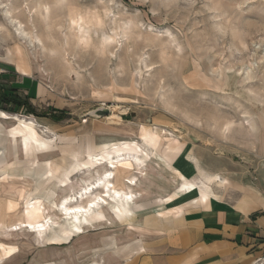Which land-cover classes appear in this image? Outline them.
<instances>
[{
  "label": "rangeland",
  "instance_id": "rangeland-1",
  "mask_svg": "<svg viewBox=\"0 0 264 264\" xmlns=\"http://www.w3.org/2000/svg\"><path fill=\"white\" fill-rule=\"evenodd\" d=\"M2 2L44 44L22 42L23 52L16 54L21 42L0 9V93L21 104L0 100V151L6 152L0 160L6 170L0 171V252L7 256L2 263L82 264V233L63 244L40 245L35 233L7 228L39 215L24 214L27 199H43L35 191L37 176L23 174L33 168L34 157L67 171L81 148L85 161L88 148L101 154L104 145L137 142L152 159L142 168L148 176L131 172L140 178L138 197H154L175 181L157 152L161 141L167 152L179 144L198 149L202 169L214 175L204 173L199 185L209 188L214 179L220 195L232 188L226 191L219 181L239 184L264 169V0ZM75 13L103 19L101 26H86L88 46L72 30ZM110 35L116 40L105 44ZM119 108L127 113L109 119ZM101 109L110 112L97 117ZM6 114L19 116L18 131L9 132L14 125L3 119ZM12 134L25 135V152ZM98 177L96 170L72 174L73 188L57 189V202ZM104 210L107 219L91 230L119 221L109 207Z\"/></svg>",
  "mask_w": 264,
  "mask_h": 264
},
{
  "label": "crops",
  "instance_id": "crops-1",
  "mask_svg": "<svg viewBox=\"0 0 264 264\" xmlns=\"http://www.w3.org/2000/svg\"><path fill=\"white\" fill-rule=\"evenodd\" d=\"M179 147L180 150L172 146L168 153L167 145L160 142L157 152L161 160L170 166L175 181L161 193L153 192L154 197H138L136 193L140 178L131 172L138 170L137 174L145 177L147 173L142 170L145 161H152L148 151V155H145L137 142L104 145L100 147L101 154H95L88 148L85 161L82 160L84 153L81 148L73 155L67 171L60 170L58 165L54 169L51 162L42 164L38 157H34L33 168L23 174L37 176L35 191H40L43 199H27L29 211L37 208L39 202L47 201L46 215H56L50 205L59 207L60 202L66 199L69 202L66 203L67 207H87L99 194L105 195L103 186L107 182L121 191V199L112 198L108 200L109 205L98 204L102 207L95 209L89 219H75L74 222L63 219L61 226L49 224L37 232V242L40 245L63 244L82 233V264H257L258 260L264 258V169L254 180L243 179L235 185L229 180L219 181L226 191L230 188L234 190L220 195L215 191L217 181L214 179H210L209 188L199 185L205 180L204 173L214 175L202 169L198 149L188 146L181 148L180 144ZM96 158L102 160L103 164H97ZM95 170L99 177L88 184L83 192L57 202V189L61 186L63 189L72 187V174L81 171H84L81 174H92ZM0 171L6 172L1 166ZM113 172V178H109V173ZM9 177L7 174L5 179ZM93 184L100 185L99 189H93L90 196L81 199V195H85ZM72 202L78 204L71 205ZM15 205L11 202L8 207L15 209ZM105 207L113 210L119 221L114 227L109 225L91 230L95 224L107 219ZM32 220V216L27 219L28 222ZM15 224L20 226V222ZM15 224L7 225V228ZM3 259L6 261L7 256L2 251L0 262Z\"/></svg>",
  "mask_w": 264,
  "mask_h": 264
},
{
  "label": "bare ground",
  "instance_id": "bare-ground-1",
  "mask_svg": "<svg viewBox=\"0 0 264 264\" xmlns=\"http://www.w3.org/2000/svg\"><path fill=\"white\" fill-rule=\"evenodd\" d=\"M10 1L13 2L14 0H10ZM0 9H2L3 15L9 21L10 25L12 26V28H13V30L15 32V35H17V37L19 38V41L21 42V44L18 43V42L15 44V52H16V54L23 52L22 42H25V43L28 42V44L30 45V47H33V48L37 46V43H38V45H41L42 47H44V44L41 42V40L39 39V37L37 35H35V33L31 29L29 31L26 30V27L24 25H22V22H20L16 18L17 16L16 17L14 16V13H15L16 9H14V7H12L11 4H4L2 2V0H0ZM43 10H44V8H43ZM45 10H48V7L47 6L45 7ZM45 10H44V12H45ZM28 11H29V14L34 13V10L32 12V8L31 9L29 8ZM41 11H42V9H41ZM44 12H43V14H44ZM87 17L88 16H82L80 13H75L70 18V22H71V25H72V28H73L72 30L75 31L76 37L78 39V42L81 45H84V46H88V39L87 38L90 35L89 28H87L86 26H88L91 23H93V25H91V26H94V25L95 26H101L103 24V19H102V17L99 14H96L95 13L91 18H87ZM115 35H117V34L115 33ZM115 40H116V38H113V36L110 35L109 37L106 38L105 44L110 43L111 41H115ZM255 49H256V46H255ZM19 57L23 58L25 56L24 55L23 56L19 55ZM119 109L120 110H118L117 112L119 113V111H120V113L119 114H117V113L114 114V112H113L111 114V116L109 117V119H119L121 114L127 113V110L126 109H123V108H119ZM15 116L13 117L12 115L10 116V115L6 114L3 117V119L5 121L12 122L13 125H14L12 128H10L9 132H15V131H17L20 128L21 123H23L18 118L19 116L18 117H15ZM38 136H39L40 139L42 138L39 133H38ZM11 139L13 140L14 143H18L19 141H21V146H22V148H23V150L25 152V147H26V144H25V142H26L25 135H22V134H13L11 136ZM5 153H6L5 151L4 152L3 151H0V159H2L5 156ZM138 161H142V159H138ZM95 162L97 164H99V165L103 164L102 163V160H100L98 158L95 159ZM96 167L97 166H95L94 168H96ZM113 168H116V167L113 166ZM113 176H114V172H113V174L112 173H109V176L108 177L109 178L110 177L113 178ZM103 183H105V182H103ZM99 186H97V184H93V186H91L90 188H88V189L86 188L87 190L85 192V195H81V199L84 198V197L86 198V197L90 196L93 193V189H99ZM110 187H112V189H110ZM103 189L106 190V192L104 191V194L107 193V195H104V196H102L100 194H99V196L97 195L98 196L97 199L94 198L93 201L91 202V204H94V207H92V208H88V206L87 207H82V206L81 207H74V208H83V209H86V211H84V212H80V213H72V212H70L69 210L71 208L66 206L67 205L66 203H69L68 202V199H66L65 201L62 200L60 202L61 204L59 203L60 204L59 207H56L55 205H50L49 204L51 206V208L56 211L55 212L56 215H49V216H47L45 214V207L44 206L43 207H37L34 210L39 215L36 218H34L33 221L27 222V221L23 220V221H20V226L19 227L15 224V225L11 226V228H15V230H18V231L24 229V230H27L29 232L35 233L36 236L39 237V235L37 234V232L40 231V230H42L43 228H45L49 224H52V225L54 224L55 226H61L62 225L61 222H59L57 220V218L58 219L60 218L61 221L63 219H67V220H70L72 222H74L75 219H89L90 217H92L94 215L95 209L97 210L98 208H101L102 207V206H100L98 204L102 203L103 205L104 204L105 205H109L108 200H110L112 198H117V197L119 199H121V191H117L116 190V187L114 185H112L111 182L105 183V185L103 186ZM112 191H113V195H112ZM74 200H76V199H73V201ZM129 201H130V199H129ZM60 206L63 207L64 209L62 210L60 208ZM29 210L30 209H26L24 211V214L29 213L30 212ZM44 214L46 216H44Z\"/></svg>",
  "mask_w": 264,
  "mask_h": 264
},
{
  "label": "trees",
  "instance_id": "trees-1",
  "mask_svg": "<svg viewBox=\"0 0 264 264\" xmlns=\"http://www.w3.org/2000/svg\"><path fill=\"white\" fill-rule=\"evenodd\" d=\"M0 100L3 102V103H16L18 105H21L20 103H18V101L13 98V97H7V95L3 94V93H0Z\"/></svg>",
  "mask_w": 264,
  "mask_h": 264
},
{
  "label": "snow or ice",
  "instance_id": "snow-or-ice-1",
  "mask_svg": "<svg viewBox=\"0 0 264 264\" xmlns=\"http://www.w3.org/2000/svg\"><path fill=\"white\" fill-rule=\"evenodd\" d=\"M105 195H107V193H105ZM92 207H94V204L88 205V208H92ZM69 211L72 212V213H80V212L86 211V209H83V208H71Z\"/></svg>",
  "mask_w": 264,
  "mask_h": 264
},
{
  "label": "water",
  "instance_id": "water-1",
  "mask_svg": "<svg viewBox=\"0 0 264 264\" xmlns=\"http://www.w3.org/2000/svg\"><path fill=\"white\" fill-rule=\"evenodd\" d=\"M109 110H105V109H101L95 112L97 117H104L107 116L109 114Z\"/></svg>",
  "mask_w": 264,
  "mask_h": 264
},
{
  "label": "built area",
  "instance_id": "built-area-1",
  "mask_svg": "<svg viewBox=\"0 0 264 264\" xmlns=\"http://www.w3.org/2000/svg\"><path fill=\"white\" fill-rule=\"evenodd\" d=\"M258 264H264V258L257 261Z\"/></svg>",
  "mask_w": 264,
  "mask_h": 264
}]
</instances>
